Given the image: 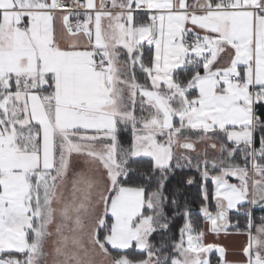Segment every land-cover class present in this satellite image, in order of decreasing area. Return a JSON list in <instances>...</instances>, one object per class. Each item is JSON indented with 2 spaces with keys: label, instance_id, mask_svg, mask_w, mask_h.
Listing matches in <instances>:
<instances>
[{
  "label": "snow or ice",
  "instance_id": "6c2138e0",
  "mask_svg": "<svg viewBox=\"0 0 264 264\" xmlns=\"http://www.w3.org/2000/svg\"><path fill=\"white\" fill-rule=\"evenodd\" d=\"M257 209L264 0H0V264H264Z\"/></svg>",
  "mask_w": 264,
  "mask_h": 264
},
{
  "label": "crops",
  "instance_id": "0c3cea01",
  "mask_svg": "<svg viewBox=\"0 0 264 264\" xmlns=\"http://www.w3.org/2000/svg\"><path fill=\"white\" fill-rule=\"evenodd\" d=\"M213 239V237H209V242H211ZM243 242V238L238 236L222 239V243L226 244L229 247L230 252L234 253L237 258L239 257V249ZM229 258L231 259L232 257L230 256ZM213 259H215V257H213Z\"/></svg>",
  "mask_w": 264,
  "mask_h": 264
},
{
  "label": "trees",
  "instance_id": "16d2710c",
  "mask_svg": "<svg viewBox=\"0 0 264 264\" xmlns=\"http://www.w3.org/2000/svg\"><path fill=\"white\" fill-rule=\"evenodd\" d=\"M192 191H193V193H195V189H193ZM195 207L196 206L194 205V209H195ZM254 214L257 218H259L261 215H264V211L257 209ZM177 226H179V221L177 222Z\"/></svg>",
  "mask_w": 264,
  "mask_h": 264
}]
</instances>
